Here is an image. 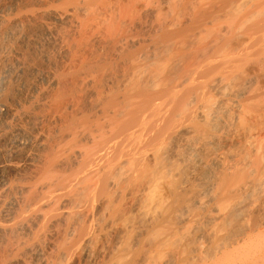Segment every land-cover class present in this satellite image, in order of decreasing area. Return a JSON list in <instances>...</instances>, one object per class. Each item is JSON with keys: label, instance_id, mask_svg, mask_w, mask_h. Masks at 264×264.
Here are the masks:
<instances>
[{"label": "bare ground", "instance_id": "bare-ground-1", "mask_svg": "<svg viewBox=\"0 0 264 264\" xmlns=\"http://www.w3.org/2000/svg\"><path fill=\"white\" fill-rule=\"evenodd\" d=\"M0 264H264V0H0Z\"/></svg>", "mask_w": 264, "mask_h": 264}, {"label": "rangeland", "instance_id": "rangeland-1", "mask_svg": "<svg viewBox=\"0 0 264 264\" xmlns=\"http://www.w3.org/2000/svg\"><path fill=\"white\" fill-rule=\"evenodd\" d=\"M236 211H237V210H234V211H233V215H234L233 217H235V219H236V217H238V215L240 214V213H237V212H239V211H237V212H236ZM234 212H236L237 214H234ZM235 215H237V216H235Z\"/></svg>", "mask_w": 264, "mask_h": 264}]
</instances>
